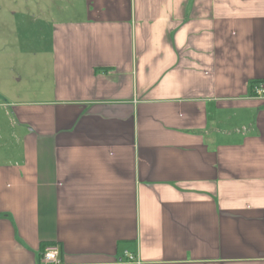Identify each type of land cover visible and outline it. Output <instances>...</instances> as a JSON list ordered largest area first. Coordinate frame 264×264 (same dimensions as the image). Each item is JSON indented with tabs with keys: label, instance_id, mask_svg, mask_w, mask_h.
<instances>
[{
	"label": "crops",
	"instance_id": "1",
	"mask_svg": "<svg viewBox=\"0 0 264 264\" xmlns=\"http://www.w3.org/2000/svg\"><path fill=\"white\" fill-rule=\"evenodd\" d=\"M258 86L264 0H0V264H264Z\"/></svg>",
	"mask_w": 264,
	"mask_h": 264
},
{
	"label": "built area",
	"instance_id": "2",
	"mask_svg": "<svg viewBox=\"0 0 264 264\" xmlns=\"http://www.w3.org/2000/svg\"><path fill=\"white\" fill-rule=\"evenodd\" d=\"M254 94L257 98H264V88L261 86L256 87L254 89ZM38 262L39 264H60L57 247L54 246L45 249Z\"/></svg>",
	"mask_w": 264,
	"mask_h": 264
}]
</instances>
